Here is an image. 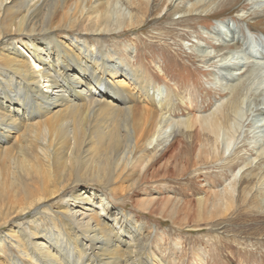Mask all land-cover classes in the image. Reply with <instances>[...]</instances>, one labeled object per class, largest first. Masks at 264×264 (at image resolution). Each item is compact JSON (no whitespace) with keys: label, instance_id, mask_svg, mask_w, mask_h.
<instances>
[{"label":"bare ground","instance_id":"bare-ground-1","mask_svg":"<svg viewBox=\"0 0 264 264\" xmlns=\"http://www.w3.org/2000/svg\"><path fill=\"white\" fill-rule=\"evenodd\" d=\"M127 1L135 12L123 19L114 0H0V264H168L144 245V223L104 192L130 199L134 184L169 151H176L168 158L182 164L181 176L194 159L220 160L232 148L236 131L220 149L214 113L166 121L161 88L107 34L144 21L150 0ZM253 4L259 10L264 0ZM211 33L228 35L235 47L215 59L225 87L233 89L244 70L239 43L248 50L257 43L244 54L257 60L261 51L264 62V41L237 38L229 21L216 22ZM210 55L200 46V59ZM228 105L239 112L235 100ZM256 153L224 189L195 200L193 217L220 216L240 200L263 204L264 191L253 192L263 177L239 174L263 151ZM165 199L170 217L189 216Z\"/></svg>","mask_w":264,"mask_h":264},{"label":"rangeland","instance_id":"rangeland-1","mask_svg":"<svg viewBox=\"0 0 264 264\" xmlns=\"http://www.w3.org/2000/svg\"><path fill=\"white\" fill-rule=\"evenodd\" d=\"M114 1L115 12L121 13L123 19L128 17L129 12H135L127 0ZM192 1L150 0L149 11L140 27L107 34L118 44L123 56L134 65L140 64L155 86L161 88L163 104L167 105L166 121L188 116L189 113H214L220 123L217 133L220 149L225 148L228 136L236 131L232 148L226 150L220 160L194 165V159L187 168L190 170L181 176L177 172L182 164L178 165L168 158L176 151H169L147 169L146 181L134 184L130 199L115 200L108 192L104 193L109 196L112 205L132 213L144 223V232L148 234L144 245L168 264H264L263 201L262 205L261 202L256 205L251 201H236L220 216L203 213L199 218L191 214L196 211L195 200L207 196L211 189H224L239 165L257 156L256 151H263V154L246 165L248 167L245 166L239 174L246 179L251 177L250 173H258L263 179L253 192L264 191L262 52L255 56L258 61L254 60L243 50L255 52L258 44H251L253 48L248 50L246 44L239 43L236 50L240 53L239 59L245 63L244 70L237 80L231 82L234 88L229 89L216 75L215 59L235 47L230 45L228 35L220 33L217 37L211 33L216 22L229 21L230 29L237 38L264 41V6L254 10L253 0H201L203 7L190 10ZM209 3L213 5L211 9ZM217 43H223V46ZM200 46L211 52L210 61L205 62L198 57ZM234 100L238 108L240 106L237 114V109L232 110L228 105L229 101ZM229 122L233 125L228 127ZM194 129L202 139L199 123L195 124ZM95 187L103 191L98 185ZM165 198L175 200L178 203L176 208L183 207L180 210H190L189 216L180 213L170 217L171 203ZM144 202H150L151 206L144 209L140 204ZM186 203L189 205L186 206Z\"/></svg>","mask_w":264,"mask_h":264}]
</instances>
